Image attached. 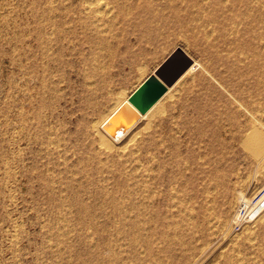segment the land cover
<instances>
[{
  "label": "rangeland",
  "instance_id": "rangeland-1",
  "mask_svg": "<svg viewBox=\"0 0 264 264\" xmlns=\"http://www.w3.org/2000/svg\"><path fill=\"white\" fill-rule=\"evenodd\" d=\"M157 1L159 10L166 0ZM73 2L77 0H0V264H264V219L247 218L245 200L237 194L243 186L254 199L264 185L259 180L264 169L255 173L242 144L231 137L230 123L241 103L248 108L241 119L251 117L250 89L245 83L234 85L219 64L222 76L216 73L215 53L196 47L181 27L144 10L111 27L104 45L93 50L84 45L86 59L70 54L66 48L73 42L66 40L57 61V14ZM39 31H49L53 39L41 42ZM175 47L185 48L210 71L176 81L173 97L162 101V114L139 120L126 136L112 141L100 122ZM42 96L45 104L40 105ZM254 96L264 114V77ZM178 116L192 120L190 129L201 120L212 122L202 136L194 130L177 132L180 154L174 156L164 123ZM109 140L115 144L112 151ZM189 151L198 157L196 163ZM225 171L231 173L230 191L219 183ZM186 175L192 181L188 185ZM140 187L147 200L143 218L138 216L141 206L135 205ZM174 196L188 202L186 221L164 217L175 209ZM208 206H219V222L207 221Z\"/></svg>",
  "mask_w": 264,
  "mask_h": 264
},
{
  "label": "bare ground",
  "instance_id": "bare-ground-1",
  "mask_svg": "<svg viewBox=\"0 0 264 264\" xmlns=\"http://www.w3.org/2000/svg\"><path fill=\"white\" fill-rule=\"evenodd\" d=\"M53 4H54V1H53ZM55 4H56V1H55ZM159 4H160V2H158L157 0H77V2L76 3L73 2L72 5H70V4L66 5V3H65L64 7L62 6V8L59 10V13L57 14L58 15V21L55 24L56 33H57L56 34L57 42H58V47H59V60H57V61H60V59L63 55L62 52L64 51V47L66 48V46H65L66 40H67V42H73V46L70 47V49L66 48L70 54H72V55H80L81 54V56L84 57L83 59H86L87 53H84L82 51V48L84 45L90 46L91 50H93L94 46H100L102 44L104 45L105 42L108 40V34L113 30V28H111V27L118 24L119 21L125 22L130 17V15H132V14L136 15V14H138V11H140V10H142V11L144 10L148 14H150L156 18L161 19L163 22H165L167 24L170 23V24H173L175 27L176 26L181 27L185 31L186 36L190 39V41H192V43H194L196 45V47L199 46L200 49L206 53H213V54L215 53L214 55L216 56V60H215V64L213 65V69H214V71H216V73L221 74V76H222L223 71H228L234 79V82H233L234 85H239V84L245 83V85L250 89V91H251V94H250L251 102L250 103H251V110H252V114L250 115L251 117H245V119H241V116L245 112L244 109L248 110V108L243 107V104L241 103V107H239L238 114H235L234 120L230 123L231 124V137L234 141H238L242 144L243 149L245 151V155L250 160L249 162H250L251 168L255 171V173L261 169H264V114L260 112L261 110L257 107L256 102H255V98H254L255 97L254 96V87H256V84H258V82H260V79H262L264 77V0H185V3H184V0H181V1L180 0H168V1L166 0V2H164L163 4L160 5L161 8L159 10H157L156 5H159ZM165 11H168V12L165 14ZM49 33L50 32L48 31L47 34H41L39 31L41 42H43V40L44 41L47 40L48 42H50V40L53 39L52 35H51L52 33H50V34ZM81 38H83V39H81ZM101 49H103V48H101ZM53 53H54V51H53ZM49 64H51V63H49ZM59 64H60V62H59ZM218 64L222 66L221 67L223 69L222 72L218 71V67H217ZM143 67L144 66H142V68ZM210 69L211 68L206 66L203 62L194 58V62L192 63V65L188 68V70L177 81L181 80V78H183V77L186 78L185 76H187V75H191V76L197 75L200 72L201 73L204 72V70L210 71ZM88 70H89V68H88ZM144 70H142V71H144ZM139 71H140V69H139ZM207 71H205V72L208 73ZM66 73H68V72H66ZM54 74L55 73H53V75ZM46 75H48V74H46ZM209 75H211V73ZM53 82H54V80H53ZM49 83H50V81H49ZM57 83H55V84H57ZM56 87H57V85H56ZM57 89H59V87ZM172 89H173L172 86H170L168 88V90L166 91V93L146 113L142 114V117L140 118V120L151 115L154 112H159L158 113L159 115L162 114V112H164L163 110L161 112V104L163 103L162 101H164L165 98H172L173 97L174 92ZM43 90H45V89H43ZM57 92H59V91H57ZM54 93H56V92L54 91ZM50 94H52V93H50ZM119 95H122V94H119ZM117 97L119 98V96H117ZM127 99H128V97L120 100L118 103L115 102V107H113L114 109L100 122V128L101 129H103V124L109 119V117ZM47 101H48V99H47ZM43 104H45V100L42 96L41 100H40V105H43ZM41 110L42 109H40V111ZM174 112H176V111H174ZM198 112L200 113V111H198ZM37 114L39 115L38 111H37ZM53 115L55 116V114H53ZM246 115H247V113H246ZM57 116H59V115H57ZM40 117H42V116H40ZM196 119H197V117H195L193 119V121H195ZM211 119L209 118L206 120H201V121L197 122L191 129H190V125H191L192 120L189 117L178 116V117H175L174 120L168 119L169 120L168 122L167 121L165 122V120H164L165 131L169 133V138L171 140L170 147H171L172 155L178 156L180 154L179 149H178V144H177L179 141V138L177 136L178 133L188 134L191 130H194L195 132H198L199 134H201L200 136H202L205 133V127H206L207 123L212 122ZM42 121H43V119H42ZM95 124H96V122H95ZM133 127L128 128L127 130L124 128H121L118 131L116 137L108 134L107 131H105L106 136L109 135L110 139L114 142L119 141L124 136H126ZM41 128H42V126H41ZM47 129H48V127H47ZM51 129H53V128H51ZM51 129H50V132H51ZM53 133H51V134H53ZM57 133H58V131H57ZM140 133H141V131H140ZM52 136L54 137V135H52ZM55 138H56V136H55ZM29 139H31V138H29ZM50 139H48V141ZM59 139H57V141ZM105 140H106V138H105ZM111 140H109V142H110L109 144L102 142L101 145L105 144L104 146H106V144H107V146L110 147L111 151H112L113 150L112 147L115 144L113 145L114 142L112 143ZM60 141L61 140H59L58 142H60ZM102 141H103V139H102ZM131 142H132V139H131ZM41 143H43V142H41ZM160 143L162 144V142H160ZM50 144H52V142H50ZM56 144H57V142L55 143V145ZM45 145H46V143H45ZM122 146H124V144ZM46 147H47V145H46ZM154 147L157 148L156 141L154 142ZM59 148H57V149H59ZM104 148H106V147H104ZM77 149H78V147H77ZM119 149H120V147H119ZM40 150H42V149H40ZM46 151H47V149H46ZM40 152H38V153H40ZM57 153H60V152H57ZM188 153H189L190 161L192 163L193 162L196 163V161L194 160V157L196 156L195 152L189 151ZM40 154H42V153H40ZM52 154L53 153L51 152L50 155H52ZM149 154H150V152H149ZM57 155L58 154H56L55 156H57ZM59 157L61 158V156H59ZM153 157H154V154H153ZM50 158H52V157H50ZM201 158H204V155L201 156ZM106 159H107V157H106ZM153 159H155V158H153ZM199 160H202V159H199ZM149 161L150 160H148V162ZM71 162H70V164H71ZM132 162H133V160H132ZM135 162H133V163L135 164ZM54 163H56V162H54ZM133 163H131V164H133ZM100 164H101V162H100ZM139 165H140V163H139ZM104 166H106V165H104ZM56 168H58V167H56ZM137 169H140V168H137ZM48 172H50V171H48ZM62 172H61V174H62ZM237 173H239V172H237ZM61 174H60V176H61ZM224 174L225 175H223L222 178L219 179V183H220V185L223 186V188L225 190L227 189V191H230L232 189L231 173L225 171ZM237 175H239V174H237ZM256 176H257V174H256ZM263 176H264V174H263ZM252 178H254V177H252ZM246 179H248V178L246 177ZM253 180L255 181V179H253ZM259 180H264V179H259ZM56 181L58 182L59 179ZM244 181H246V180H244ZM191 182L192 181H191L190 177H188L186 175L184 184L188 185ZM44 184L46 186H49V185L51 186V183L47 182V181L44 182ZM248 184L250 185L251 183H248ZM245 186L247 189V186H248L247 183ZM242 187L240 186L239 187V193H237V192L236 193L240 194L239 196L242 197V200L243 199L245 200V202H244V200L242 202H244L245 206H247V218L253 217V219H255V221L259 220L261 222V220L264 219V185L261 186L262 188H258V193L256 196H254V199L252 197L247 196V194L244 192L245 190H243L245 187H243V189H242ZM140 191H142V193L139 192L138 198H136L137 201L135 202V205H138V207L141 206L138 210V216L139 217H142V216L146 217L147 214L143 210V207L146 206V203H147V200L144 196L145 189L143 187H140ZM236 191H238V190H236ZM179 193H180V191H179ZM206 194H208V193H206ZM250 194H252V193H250ZM89 196H91V195H89ZM89 196H88V198H89ZM225 197H226L225 193H223L222 198L219 201V206L224 204ZM67 199L68 198H66L65 200H67ZM171 200H173L171 205L174 206L175 209H171V212H167L168 214L165 213L164 217H167V219H168V217L172 219L174 216H176V217L178 216V217H181L182 221H186L189 217L188 213H187L188 212V202L185 199L176 198L175 196L173 197V199L171 197ZM62 201H64V200H61V202ZM234 201H235V199H234ZM219 206H217V207L208 206V208H206L205 216L208 218V220H207L208 222H209V220H210V222H212V221H218L219 222V220H217L218 219V208H219ZM216 210H217V212H216ZM122 214L124 216H127L126 210L122 211ZM156 215L159 218L162 216V214L160 212H157ZM127 219H129V218H127ZM238 219L239 218H237V220ZM234 221H235V218H234ZM141 222L142 221L140 220L139 223L142 224ZM218 222H215V223L217 224ZM231 222H228V223H231ZM125 223H127V222H125ZM209 223H207V224H209ZM67 224H68V222H67ZM214 225L215 224H213V226ZM229 225H231V224H229ZM215 226H217V225H215ZM227 228H229V227H227ZM208 229H211V227L210 228L208 227ZM60 230H57V231H60ZM56 234H58V233H56ZM61 236H62V234H61ZM65 237H67V236H65ZM168 238H169V236H168ZM73 239H74V237H73ZM89 239H91V238L89 237ZM65 245H66V243H65ZM113 245H114V243H113ZM125 249H127V248H125ZM105 253H106V251H105ZM140 254H144V252L140 253ZM228 257H230V256H228ZM154 260H156V259H154ZM229 261H231V260L229 259Z\"/></svg>",
  "mask_w": 264,
  "mask_h": 264
},
{
  "label": "water",
  "instance_id": "water-1",
  "mask_svg": "<svg viewBox=\"0 0 264 264\" xmlns=\"http://www.w3.org/2000/svg\"><path fill=\"white\" fill-rule=\"evenodd\" d=\"M194 62L182 47L174 49L155 70L137 86L120 107L103 124V128L117 136L121 128L133 127Z\"/></svg>",
  "mask_w": 264,
  "mask_h": 264
},
{
  "label": "crops",
  "instance_id": "crops-1",
  "mask_svg": "<svg viewBox=\"0 0 264 264\" xmlns=\"http://www.w3.org/2000/svg\"><path fill=\"white\" fill-rule=\"evenodd\" d=\"M140 84H141V83H140ZM140 84H139V85H140ZM139 85H138V86H139ZM127 97H128V96H127ZM124 99H125V98H124Z\"/></svg>",
  "mask_w": 264,
  "mask_h": 264
}]
</instances>
